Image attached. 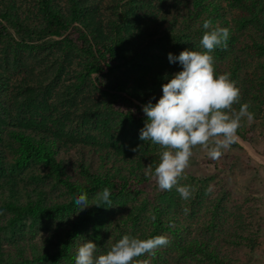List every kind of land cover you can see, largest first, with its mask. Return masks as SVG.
Instances as JSON below:
<instances>
[{"label":"trees","instance_id":"1","mask_svg":"<svg viewBox=\"0 0 264 264\" xmlns=\"http://www.w3.org/2000/svg\"><path fill=\"white\" fill-rule=\"evenodd\" d=\"M205 20L229 29L211 55L240 89L234 109L250 104L236 133L249 141L264 129V0H0V264H74L87 240L101 254L126 234L169 241L134 264L256 262L264 192L186 168L184 200L145 176L162 149L139 139L142 105L182 69L169 53L205 51ZM239 160L229 174L251 170ZM105 187L112 206L97 207Z\"/></svg>","mask_w":264,"mask_h":264},{"label":"clouds","instance_id":"2","mask_svg":"<svg viewBox=\"0 0 264 264\" xmlns=\"http://www.w3.org/2000/svg\"><path fill=\"white\" fill-rule=\"evenodd\" d=\"M203 29L200 44L205 51L185 49L178 56L168 54L169 63L178 62L182 69L162 84V96L156 103L149 100L142 105L146 120L139 131L141 141L162 149L158 163L146 166V178L154 179L161 190L175 187L184 200L191 198L192 188L181 186L179 181L189 166L192 149L201 146L208 149L210 158L217 159L221 149L234 142L242 118H254L248 103L234 109L240 104V89L230 73L217 74L211 55L217 47L227 48L229 29L213 27L211 20L204 21ZM95 199L97 207L112 206L111 189L103 188ZM75 203L80 211L92 206L87 193H81ZM168 243L164 235L140 239L126 234L105 253L97 254V244L87 240L78 247L74 264H134L137 258L154 255Z\"/></svg>","mask_w":264,"mask_h":264},{"label":"rangeland","instance_id":"3","mask_svg":"<svg viewBox=\"0 0 264 264\" xmlns=\"http://www.w3.org/2000/svg\"><path fill=\"white\" fill-rule=\"evenodd\" d=\"M263 116H264V111H263ZM255 127L257 129V133L261 135L262 132L264 131L263 127L261 128L258 125ZM254 143L256 144V141L254 142V140L252 139L253 146L255 145ZM209 144L210 146L213 145L214 140L210 141ZM262 152H264V148ZM203 153L206 155V159L200 160L202 156L201 154ZM236 153H237L236 148L233 147L232 145H229L227 148L221 149V156L219 158L212 159L208 155V149H205L201 146H196L192 149V156L189 161V166L187 167V172L190 175H194V176H207L212 174L213 172L215 173V171L223 170L224 171L223 178L225 180V183L234 187L232 189H234L236 195L239 194L240 196H244L249 193L253 195L262 194V192H264V189L260 185L262 181L260 176L258 175V172L257 173L254 172L256 168L251 166V170H250V168L248 167L249 169L247 168L243 173H240L238 169H233L232 172L233 174L232 173L229 174L227 172V169L231 165V162L229 161L233 159L234 156H236V158L237 157L240 158V156H238L239 154ZM92 159L95 160L94 156ZM223 159L226 160L228 163L221 162V160ZM239 161H241V163H244L245 160H243L242 158V160ZM245 163L248 164V162L246 161ZM155 183L156 181L154 179H151L150 187H148V190ZM247 187H250V192L248 191ZM261 207L264 210V201L261 203ZM257 241L259 242V245L256 247V249L251 255L252 257L256 258V262H254L253 264H264V250L262 249L264 247V233L262 234V236H260L257 239ZM260 250H263V252H260ZM241 259L243 260V258Z\"/></svg>","mask_w":264,"mask_h":264},{"label":"crops","instance_id":"4","mask_svg":"<svg viewBox=\"0 0 264 264\" xmlns=\"http://www.w3.org/2000/svg\"><path fill=\"white\" fill-rule=\"evenodd\" d=\"M249 141H245L239 137H236L234 142L239 147H235L237 150L236 154H239L238 156H241L240 158L243 160H246L250 167L256 168L254 170L255 173L258 172V175L260 176L262 183L260 185L262 188L264 187V131L261 135L255 132L254 136L248 137ZM252 139L254 142L256 141V144L252 145ZM256 139V140H255ZM264 250V247L262 248ZM263 250H260V252H263Z\"/></svg>","mask_w":264,"mask_h":264}]
</instances>
